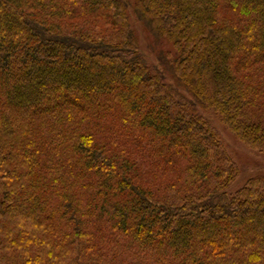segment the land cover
<instances>
[{"label":"trees","instance_id":"1","mask_svg":"<svg viewBox=\"0 0 264 264\" xmlns=\"http://www.w3.org/2000/svg\"><path fill=\"white\" fill-rule=\"evenodd\" d=\"M199 110L264 153V0H0V264H264Z\"/></svg>","mask_w":264,"mask_h":264},{"label":"rangeland","instance_id":"2","mask_svg":"<svg viewBox=\"0 0 264 264\" xmlns=\"http://www.w3.org/2000/svg\"><path fill=\"white\" fill-rule=\"evenodd\" d=\"M131 28L138 39L139 49L150 66H158L156 49L153 47V41L145 28L136 20L132 10H129ZM162 50L169 51L171 47L163 44L159 47ZM168 83L175 86L173 79L167 75ZM176 87V86H175ZM199 114L204 117L212 127L215 128L219 140L225 148L227 156L236 164L238 175L229 191L235 192L240 189L248 180L255 177L264 178V153L251 149L239 141L230 129L225 125L221 118L211 110H199Z\"/></svg>","mask_w":264,"mask_h":264}]
</instances>
